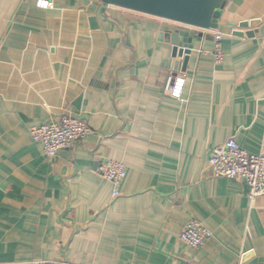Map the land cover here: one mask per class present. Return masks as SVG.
Listing matches in <instances>:
<instances>
[{
    "label": "crops",
    "instance_id": "0c3cea01",
    "mask_svg": "<svg viewBox=\"0 0 264 264\" xmlns=\"http://www.w3.org/2000/svg\"><path fill=\"white\" fill-rule=\"evenodd\" d=\"M219 24L188 50L180 23L103 0H0V264H264V193L210 174L229 135L264 143V0ZM67 110L92 133L49 159L31 128ZM106 157L128 169L117 197ZM191 219L213 233L198 249Z\"/></svg>",
    "mask_w": 264,
    "mask_h": 264
},
{
    "label": "built area",
    "instance_id": "2783aa9c",
    "mask_svg": "<svg viewBox=\"0 0 264 264\" xmlns=\"http://www.w3.org/2000/svg\"><path fill=\"white\" fill-rule=\"evenodd\" d=\"M223 34L215 35L214 61L221 63L225 55L221 41ZM187 77L184 73L176 75L168 86L169 95L179 101L184 100ZM32 138L42 145L49 159L60 151L71 148L77 142L92 133L87 121L71 111H65L58 119L31 128ZM210 174L213 177H224L237 180L248 187V195L254 199L264 193V143L258 153H251L237 140L229 135L223 145L212 151ZM100 175L113 185V197L120 195V187L125 180L128 169L124 162L109 157L104 158L98 166ZM212 231L198 219H191L183 229L180 239L188 246L198 249L211 237ZM32 264H82L69 260H41Z\"/></svg>",
    "mask_w": 264,
    "mask_h": 264
},
{
    "label": "water",
    "instance_id": "95a60500",
    "mask_svg": "<svg viewBox=\"0 0 264 264\" xmlns=\"http://www.w3.org/2000/svg\"><path fill=\"white\" fill-rule=\"evenodd\" d=\"M89 0H86L88 3ZM128 10L171 20L183 25L178 30L180 47L192 49L205 32L220 27L219 17L228 0H103ZM178 48V46L176 47Z\"/></svg>",
    "mask_w": 264,
    "mask_h": 264
}]
</instances>
